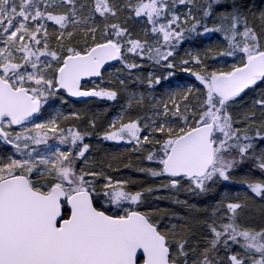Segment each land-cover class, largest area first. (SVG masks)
<instances>
[{"label": "snow or ice", "instance_id": "1", "mask_svg": "<svg viewBox=\"0 0 264 264\" xmlns=\"http://www.w3.org/2000/svg\"><path fill=\"white\" fill-rule=\"evenodd\" d=\"M0 264H264V0H0Z\"/></svg>", "mask_w": 264, "mask_h": 264}, {"label": "trees", "instance_id": "2", "mask_svg": "<svg viewBox=\"0 0 264 264\" xmlns=\"http://www.w3.org/2000/svg\"><path fill=\"white\" fill-rule=\"evenodd\" d=\"M100 107L102 108L103 105L101 104ZM69 111H70V110H69ZM111 115H112V113H111V112H108V113H107V116L105 117V120H106L108 117H111ZM65 123L71 125V124L73 123V121H72V120H69V121H67V122H65ZM93 142H95V140H94ZM124 171H127V170H124ZM114 175H119V174H114ZM133 175H135V174L133 173ZM159 203H160V206H161V207H164V208L171 207V205H169V204H168L167 202H165V201H161V202H159ZM253 211H254L257 215L259 214V204H257V205L254 207Z\"/></svg>", "mask_w": 264, "mask_h": 264}]
</instances>
